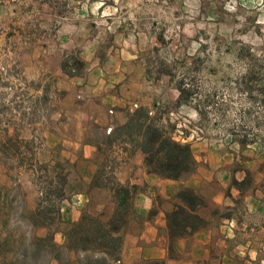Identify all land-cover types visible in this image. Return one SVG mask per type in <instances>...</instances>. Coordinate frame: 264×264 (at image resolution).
Masks as SVG:
<instances>
[{"label":"rangeland","instance_id":"obj_1","mask_svg":"<svg viewBox=\"0 0 264 264\" xmlns=\"http://www.w3.org/2000/svg\"><path fill=\"white\" fill-rule=\"evenodd\" d=\"M73 59L82 65L70 77ZM110 92L125 119L156 110L190 143L197 167L183 177L209 202L206 264H264V0H0V244L14 239L5 258L47 232L31 221L51 201L61 220L63 201L81 192L80 214H110L108 189L85 180L93 161L111 184L118 147L94 121H106L97 104ZM85 133L102 153L70 160L64 152L79 147L66 141ZM155 193V212L172 208L174 195ZM219 194L227 203L210 201Z\"/></svg>","mask_w":264,"mask_h":264},{"label":"trees","instance_id":"obj_2","mask_svg":"<svg viewBox=\"0 0 264 264\" xmlns=\"http://www.w3.org/2000/svg\"><path fill=\"white\" fill-rule=\"evenodd\" d=\"M74 60V68H64L73 77L78 75L82 62ZM110 132L106 134V142L117 145L123 152L133 153L141 151L143 163L149 172L161 177L178 179L187 173H192L197 167V160L189 142L175 138V124L156 110L139 107L128 113L122 123L112 124ZM31 140H27V148ZM97 155L102 153L104 142L95 141ZM97 166L89 188H103L110 192L112 210L109 215L101 211L94 215L89 211H82L75 221L61 220L59 206L55 209L51 201L49 207L35 210L31 224L34 227H45L44 235H32L27 243L20 245L17 253L14 251L9 259L5 257L11 248L6 244L13 243L11 235L2 238L4 245L0 253L2 264H122L121 249L123 231L127 226L133 211L134 196L144 190L141 185L120 183L114 175L108 178L111 184L102 183L100 178L105 174ZM54 168H62L60 163ZM239 183L233 179V184ZM1 187V186H0ZM72 189V185L69 184ZM1 189V188H0ZM2 190V189H1ZM172 208L165 212V237L169 257H175V242L180 238H188L196 231L204 228L207 223L201 215L200 209L206 207L207 201L202 194L192 187H182L173 196ZM155 214L152 207L149 216ZM59 219L64 224L59 231L64 236V242L59 244L54 240V229H50L53 221ZM5 247V248H4ZM71 253L75 257H71ZM164 264L162 260L152 262Z\"/></svg>","mask_w":264,"mask_h":264},{"label":"crops","instance_id":"obj_3","mask_svg":"<svg viewBox=\"0 0 264 264\" xmlns=\"http://www.w3.org/2000/svg\"><path fill=\"white\" fill-rule=\"evenodd\" d=\"M108 97V98H107ZM100 106L105 112L106 121L94 118L96 123L105 127L112 126V122L122 123L125 120L124 109L126 103L124 99L119 98L113 92L108 96L100 95ZM114 99H117L115 101ZM121 101L123 103H119ZM123 114V116H122ZM87 118H93L91 114L86 113ZM111 122H109V121ZM73 141L68 139L66 145H75L79 147L78 152L75 149L68 148L64 154L74 161L81 156L85 159H91L97 156L95 141L91 140L87 133ZM70 147V146H69ZM116 162L114 167V176L120 183H134L145 185L146 189L137 193L133 198V213L127 226L123 231V244L121 249L122 264H140L151 260H162L164 264H206L209 257L210 248L214 244L211 238L213 233L210 229L206 231L198 230L192 234L191 241L186 242L188 238H180L175 242V257H169L166 247V237L161 234L165 230V212L170 208L157 206L154 215L149 216V210L155 204V195L164 198H171L182 187H193L199 189L200 184H191V180L186 177L170 179L161 177L153 172L147 171L143 163V154L141 151L133 153L123 152L119 147L116 152ZM97 168L92 161L85 177L86 184H91L93 174ZM100 192L101 188H93L92 191ZM89 195L76 193L70 198V201H63L61 204V215L64 220H77L80 215V209L84 208L89 202ZM213 203H227L223 194L212 198ZM207 203H209L207 201ZM104 207V206H102ZM101 208L100 210H102ZM220 227V225H219ZM57 241L63 240V234L60 231L55 232Z\"/></svg>","mask_w":264,"mask_h":264},{"label":"built area","instance_id":"obj_4","mask_svg":"<svg viewBox=\"0 0 264 264\" xmlns=\"http://www.w3.org/2000/svg\"><path fill=\"white\" fill-rule=\"evenodd\" d=\"M108 131H110V128L108 129Z\"/></svg>","mask_w":264,"mask_h":264}]
</instances>
